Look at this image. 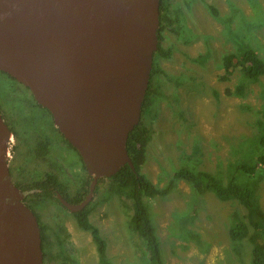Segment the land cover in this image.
I'll use <instances>...</instances> for the list:
<instances>
[{
	"label": "rangeland",
	"instance_id": "obj_1",
	"mask_svg": "<svg viewBox=\"0 0 264 264\" xmlns=\"http://www.w3.org/2000/svg\"><path fill=\"white\" fill-rule=\"evenodd\" d=\"M206 1L217 9V17L203 6L197 10L191 7L194 12L190 18L189 12L185 15L182 11L187 18L184 24L182 19L177 23L174 18L176 10L186 8L187 3L169 0L173 24L162 31L160 47L170 50L171 57L154 58L155 67L163 73L153 78L160 97L152 109L153 115L157 114L150 125L153 135L146 149L145 166L152 181L147 179L163 188L168 173L184 170L197 174L203 170L215 172L214 178L223 187L230 182L240 188L254 184L253 210L264 216V169L257 162L264 154V76L251 81L236 69L226 80L221 79L225 76V55L250 49L264 61V0ZM203 57H207L204 65ZM23 90L0 74V105L10 111L7 115L11 121L15 118L13 109L18 106V102L11 101L23 103L19 97L24 96ZM34 108L26 113L30 120L49 121ZM46 136L52 142L51 158L27 165V172L31 178L45 171L56 172L62 179L63 171L69 181L63 182L77 190L86 175L80 157L59 136ZM14 143L12 137L7 159L16 176L14 168L20 169L29 158L16 151L13 154ZM25 149L21 146L22 152ZM250 167H256L252 178L245 172ZM15 176L14 181L18 179ZM108 183L105 180L96 184L98 191L95 187L87 205L91 210L89 221L105 241L108 264H150L143 240L131 227L132 201L111 194L106 189ZM191 191L189 184L179 182L165 198L143 199L163 263L252 264L253 231L248 227L245 207L236 200L221 201L213 194L200 196L192 187ZM102 200L105 202L100 203ZM194 206L200 209L198 216L191 218ZM32 210L42 228L44 264H100L90 234L78 227L75 215L51 199L33 203ZM239 224L250 235L234 238L231 230L239 232ZM262 228V235L257 237L263 243L264 225ZM75 235L79 241L75 242ZM208 251L210 255L204 254Z\"/></svg>",
	"mask_w": 264,
	"mask_h": 264
},
{
	"label": "water",
	"instance_id": "obj_2",
	"mask_svg": "<svg viewBox=\"0 0 264 264\" xmlns=\"http://www.w3.org/2000/svg\"><path fill=\"white\" fill-rule=\"evenodd\" d=\"M160 0H0V73L45 109L97 181L135 168L126 151L157 50ZM0 113V264H44L41 230L11 182Z\"/></svg>",
	"mask_w": 264,
	"mask_h": 264
},
{
	"label": "trees",
	"instance_id": "obj_3",
	"mask_svg": "<svg viewBox=\"0 0 264 264\" xmlns=\"http://www.w3.org/2000/svg\"><path fill=\"white\" fill-rule=\"evenodd\" d=\"M169 7V0H160L159 28L157 31L158 46L152 60L149 84L139 104L140 118L138 124L135 125L132 131L129 133L126 141V151L129 155L131 162L133 163L135 173L130 170L129 166L125 165L121 167L119 171L111 178H101L97 181V183H103L105 180L109 181V183L106 185L107 191H109L111 194H116L132 201L133 215L130 219L131 227L135 232L139 234L138 236L141 238V240H143L145 248L149 252L150 264L165 263H163L161 259L157 238L154 234V229L151 225L149 216H147V210L144 205L143 199L167 197L175 189L176 184L179 181L186 182L194 189L195 192L197 191L199 194L211 192L221 201L236 200L238 203H240V205L245 207V209L247 210L246 219L249 220L248 227L253 231L251 233L253 235L251 237V241L254 246L251 251V262L252 264H264V242H258L259 240L257 237V235H262L260 229H263L262 226L264 225V216L253 210L254 200L253 191L251 187L254 184L251 186H244L243 188H240L234 182H230L227 187H223L214 178L212 173L215 172L209 173L208 171L200 170L199 172H197V174H192L187 171L185 172L184 170H178L177 172H175L172 179L166 184V186H164L163 188H158L153 185L144 175L141 174V168L146 162V148L149 142L151 141V136L153 133L150 125H152V122L156 119L157 114L156 113L155 115H153L152 109L157 107V99L160 97V93H158L155 89L153 78L155 79V75H157V73H163V70H161L159 67H155L154 64L156 63L154 57H162L167 59L171 57L170 50L163 51V49L160 47V41H162V31L167 26L173 24V19L169 16ZM209 10L211 12V16L216 18L218 15L217 9L213 6H209ZM175 14L176 17L174 19L177 23L178 20L182 19L183 21L181 7L176 10ZM202 59V65H204L207 57H203ZM222 66L225 71V76L221 78H224L223 80H226L229 76H231L236 69L239 70V72L243 73V75L249 78L251 81H256L259 77L264 76V61L259 58L254 51L250 49H241V51L237 54H229L223 56ZM0 74L11 79L4 73ZM11 80L14 81L13 79ZM192 81H194L196 85H198L195 78H192ZM23 89H25L23 90V92L26 95L22 96V101L23 103H26V105L28 103L29 106L24 105L21 100L11 101L13 102L11 104H17L15 102H18V106H16L13 111H15V119L21 120L22 122L30 120V118L26 115V113H28L27 111H31V108L33 107H39L34 102L29 91L24 87ZM214 95L216 96L217 93L214 92ZM0 111L5 117L6 122L8 119L10 120V117L7 116L10 111H6L4 105H0ZM14 124L15 123L11 121L7 122L9 129L11 130L15 138L18 139L19 132L16 130V126ZM17 124H19L18 126L22 127L25 123L17 122ZM64 142L67 143V141L65 140ZM261 144L264 146V142H261ZM69 147L72 148L70 145ZM257 162L264 169V154L258 157ZM243 167L244 166H239L238 168ZM83 168L85 169L84 165ZM245 172L250 178H252V175L256 172V167H250ZM90 178L92 180V177ZM50 183L53 184L52 182ZM85 184L86 186H88V180L85 181ZM35 187H39L40 189L47 188L44 183L40 182H36ZM59 188L61 189V186H59ZM62 188L65 191H63V195H65V187L62 186ZM96 191H98L97 187ZM59 192L62 194L61 191ZM33 194L34 195L32 197H34L35 200H42L48 197L52 198V193L46 190L42 191V193L34 192ZM87 194L88 190H85L83 194H77L75 198L70 199L67 197V200L72 204H78L83 200V197ZM101 202L104 203L105 201L102 200L100 201V203ZM90 212L91 210H89L88 207H85L81 212L75 213L77 225L81 230L90 234L93 244L96 248L99 263L108 264V260L106 258L105 241L99 235L98 229L90 223L88 218ZM238 228L239 232H237L236 230H231V232L233 233L232 236L234 238L238 237V239H241L246 235H250L247 234V228H244V226H242L241 224H239ZM40 230L43 246V236L41 227Z\"/></svg>",
	"mask_w": 264,
	"mask_h": 264
},
{
	"label": "flooded vegetation",
	"instance_id": "obj_4",
	"mask_svg": "<svg viewBox=\"0 0 264 264\" xmlns=\"http://www.w3.org/2000/svg\"><path fill=\"white\" fill-rule=\"evenodd\" d=\"M24 95H26V94L24 93ZM19 97L22 98V96H19ZM35 109L40 112L41 116L47 117L49 119V121L45 120L42 122H38L35 119L34 120H26L25 121L26 123L24 124V126L20 127V126H18L19 124H17V122H21V120H16L15 118H13L12 121L10 120L11 122L15 123L14 125L16 126V128L17 127L20 128V130L18 131L19 132V138L18 139L15 138V136L13 135V133L10 130L12 137H14V140L16 141V143H14V146L12 148L13 154L16 151L18 154H21L24 157H28L29 159H27L26 164H24V166H22L20 169L14 168V170L16 171V174H17L16 176L13 173V168L9 164L10 162L8 163L11 182L13 183V185L16 188H18V189L20 188L19 190L20 191L22 190L21 192L25 193V196L23 198V203L33 213H34V211L32 210L33 203L41 201V200H35V198L32 197L34 195L33 194L34 192L35 193H37V192L42 193V191H44V190L51 192L52 198L48 197L45 199H51L55 203L62 206L58 200V197H57L58 195H60L64 200H66L68 203H70L67 200V197L70 199L75 198V196L77 194L78 195L83 194L85 192V190H88V194H89V188H90V184L92 182V180L90 178L91 176L88 175L87 172H86V175H83L81 185L79 186V188L77 190L71 189V186L68 187L66 185V183L63 182L67 179V175H64L65 172H63V171L60 172V174H62V179H60V177L58 175H56V172L49 173L47 171H45V173L40 177H36V178L30 177L29 173L27 172V168H26L27 165H33L35 162L44 163V162H46L45 161L46 159L51 158L52 153H51V149L49 147L52 144V142L47 138L46 135H49V134L53 135V136L57 135L61 138L63 143H65L67 146H69L66 142H64L65 139L59 133L58 129L56 127H54L51 115L45 109L41 108L40 106L34 108V110ZM31 110H32V108H31ZM0 113H1V111H0ZM1 115H2L5 123L7 124L6 119L2 113H1ZM45 129H47L48 132H45ZM21 139H22V142H21ZM21 146L26 147L24 152H22ZM52 168H55L53 163H52ZM14 176H15V178H18L15 181L13 180ZM86 180H88V186H86V184H85ZM49 181L52 182L53 184H51ZM36 182L44 183L47 188L46 189H40L39 187H35ZM67 182H69L68 179H67ZM72 184H74V183H72ZM59 186H61V189L59 188ZM62 186L65 187V190H66L65 195H63L64 189L62 188ZM70 190H71V193L69 192ZM59 191H61L62 194ZM87 195H85L83 197V200L80 203H78V204L70 203V204H72V205L81 204L86 199ZM73 215H75V214H73Z\"/></svg>",
	"mask_w": 264,
	"mask_h": 264
},
{
	"label": "crops",
	"instance_id": "obj_5",
	"mask_svg": "<svg viewBox=\"0 0 264 264\" xmlns=\"http://www.w3.org/2000/svg\"><path fill=\"white\" fill-rule=\"evenodd\" d=\"M182 1H184L185 3H187V6H186V8H183V7L181 6V10H182L183 12L185 11V15H187V13L189 12V18H190L191 16H193V12H194V11L191 10V7H196V10H197L199 6H203V7L208 8V9H209V6H212V4H211L209 1H206V0H182ZM193 5H194V6H193ZM182 8H183V9H182ZM186 21H187V18H186V16L183 15V23L185 24ZM152 135H153V133H152ZM151 140H152V136H151ZM149 143H150V142H149ZM148 148H149V147H148ZM146 149H147V148H146ZM147 152H148V150H147ZM146 158H147V157H146ZM146 164H147V161L144 163V165H143L142 168H141V174L144 175L146 178H149V176H148V174H147V172H146V170H145V166H146ZM174 174H175V172H174ZM174 174H172V173H168V175H169V179H168L167 182H169V181L172 179V177H173ZM149 180L152 181L151 178H149ZM179 182H184V181H179ZM179 182H177V184H178ZM184 183H186V182H184ZM152 184L156 186V184H154L153 182H152ZM177 184H176V187H177ZM176 187H175V189H176ZM190 192H192V191H191V186H190ZM171 193H173V191H172ZM208 194H212V193H211V192H206V193H204V194H200V196H204V195H208ZM212 196H213V195H212ZM156 198H159V197H156ZM164 198H165V197H164ZM199 209H200V208H199ZM199 209H198L197 206H194L193 212H191V213L189 214V217H191V218H193V217L196 218V217L198 216V213H199L198 210H199ZM79 240H80V237H79L78 235H75V242H76V241H79ZM47 241L50 243V240L47 239ZM43 251H44V250H43ZM210 252H211V251H208V252H206V253H204V254H206V255H210ZM45 256H46V254L44 253V259H45ZM53 263H54V262H53Z\"/></svg>",
	"mask_w": 264,
	"mask_h": 264
},
{
	"label": "bare ground",
	"instance_id": "obj_6",
	"mask_svg": "<svg viewBox=\"0 0 264 264\" xmlns=\"http://www.w3.org/2000/svg\"><path fill=\"white\" fill-rule=\"evenodd\" d=\"M154 56V55H153ZM155 58V57H154ZM66 141V140H65ZM68 143V142H67ZM69 144V143H68ZM6 158H7V154H6ZM14 182V181H13ZM17 186V185H16ZM20 189V188H19ZM22 191V190H21Z\"/></svg>",
	"mask_w": 264,
	"mask_h": 264
}]
</instances>
